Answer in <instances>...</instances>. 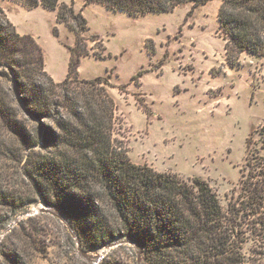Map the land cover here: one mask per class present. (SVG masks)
<instances>
[{"label":"trees","instance_id":"16d2710c","mask_svg":"<svg viewBox=\"0 0 264 264\" xmlns=\"http://www.w3.org/2000/svg\"><path fill=\"white\" fill-rule=\"evenodd\" d=\"M11 1L55 11L56 21L74 32L75 42L67 46L66 77L56 82L45 71L40 44L17 32L0 7V78L6 81H0V127L20 148L0 150L6 159L0 165V232L21 211L41 202L65 218L85 252L122 242L110 252L111 264H121L120 251L137 264L135 248L140 264H240L230 230L240 219L264 239V176L242 177L241 194L225 209L205 179L132 162L126 142L113 137L116 105L107 90L110 75L78 80L81 59L90 54L87 41L106 50L97 36H84L83 10L75 11L73 0ZM82 1L138 16L184 4L191 5L190 15L210 0ZM219 1L216 19L226 64L236 67L243 53L264 57V0ZM53 33L58 35L56 27ZM141 74L133 79L137 82ZM25 120L33 122L31 127ZM256 132L264 150V122ZM261 156L256 168L262 170ZM18 225L15 248L0 246L8 264H29V256H41L50 227L55 239L56 232L65 231L48 213Z\"/></svg>","mask_w":264,"mask_h":264},{"label":"rangeland","instance_id":"374dc122","mask_svg":"<svg viewBox=\"0 0 264 264\" xmlns=\"http://www.w3.org/2000/svg\"><path fill=\"white\" fill-rule=\"evenodd\" d=\"M82 2L73 1V6L75 11L83 10L88 26L84 36H97L106 50L87 41L93 57L82 58L78 72L82 79L110 75L107 90L116 105L113 137L126 142L132 162L183 178L201 177L212 186L223 208L233 204L241 194L242 177L245 181L249 175L264 176V168H256L264 153L256 132L264 122V57L246 53L236 67L226 64L216 19L219 0L197 6L190 15L191 5L184 4L169 12L138 16ZM11 15L19 33L40 36L45 71L62 81L68 68L66 47L74 44V32L54 24L53 14L46 10L12 9ZM55 25L58 35L53 33ZM140 72L136 82L133 78ZM25 121L31 127L33 122ZM4 146L20 152L16 140L0 127V150ZM5 161L0 157L1 166ZM41 206L34 203L17 216ZM61 224L65 231L56 232V239L48 226L51 235L44 242L45 251L29 256V264H100L102 258V264L112 263L110 252L116 245L99 261L84 259ZM234 225L230 242L240 264H264V239L258 231H251V225L240 219ZM14 227L0 242L9 251L15 248L20 230L18 223ZM104 248L87 253L98 255ZM125 252H118L120 263L130 264ZM0 264H8L2 255Z\"/></svg>","mask_w":264,"mask_h":264},{"label":"water","instance_id":"95a60500","mask_svg":"<svg viewBox=\"0 0 264 264\" xmlns=\"http://www.w3.org/2000/svg\"><path fill=\"white\" fill-rule=\"evenodd\" d=\"M40 213H48L54 217H56L61 223H63L70 235L74 238V240L76 241V245H77V250H78V254L80 257L84 258V259H96V260H101V258L105 255V253L107 252V250L114 246V245H119L121 244L122 242H116V243H113V244H108L105 246V248L102 250V252L98 255H90L88 254L87 252L83 251L79 245V242L77 241L76 239V235L75 233L73 232V230L71 229V227L69 226V224L67 223V221L65 220V218L58 212L56 211L54 208L52 207H47L45 205L39 207V208H36V209H33L32 211H29V212H26V213H23L17 217H15L12 222H10L3 230L2 232L0 233V242L3 238V236L9 232L11 230L12 227H14L20 220L22 219H26L28 217H31V216H34V215H37V214H40ZM136 250V253H137V261L139 262L140 259H141V255H140V252L135 248Z\"/></svg>","mask_w":264,"mask_h":264},{"label":"crops","instance_id":"0c3cea01","mask_svg":"<svg viewBox=\"0 0 264 264\" xmlns=\"http://www.w3.org/2000/svg\"><path fill=\"white\" fill-rule=\"evenodd\" d=\"M74 2H76V0H73ZM66 3V2H65ZM82 4H83V2H82ZM0 7L5 11V13H6V16H7V18L9 19V21L15 26V28H16V30H17V32H18V29H17V24H16V22L14 21V19L12 18V15H11V13H12V9H15L16 11H21V12H32L33 10H36V9H42V10H46V11H49V12H51L52 14H53V17H54V24H57V25H59V26H65L63 23H58L57 21H56V12L55 11H51V10H48V9H46V8H44V7H42V6H37V7H34V8H32V9H27L26 7H24L23 5H21V4H19V3H17V2H14V1H11V0H0ZM55 27H56V25H55ZM57 28H59V27H57ZM59 30V29H58ZM20 34H22V32H20ZM24 34H26V33H24ZM31 36H33L36 40H37V42L40 44V42H39V38H40V36H38L37 34H33V33H31L30 34ZM72 44H70V45H67V46H71ZM67 48V47H66ZM67 53H68V61H69V50H68V48H67ZM243 54H246V53H243ZM242 55V54H241ZM93 57V54H92V52H91V50H90V54L88 55V56H86V57ZM84 58V57H83ZM224 58H225V53H224ZM45 70H46V67H45ZM47 73L49 74V75H51V77L53 78V80L54 81H56V82H58V81H61V79L60 78H57V77H55L51 72H48L47 71ZM66 74H67V70L65 71V76H64V78L66 77ZM79 77H80V73H79ZM81 78V77H80ZM82 79V78H81Z\"/></svg>","mask_w":264,"mask_h":264}]
</instances>
